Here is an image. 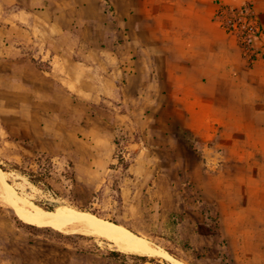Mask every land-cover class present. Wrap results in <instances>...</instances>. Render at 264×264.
I'll return each instance as SVG.
<instances>
[{
    "label": "crops",
    "instance_id": "crops-1",
    "mask_svg": "<svg viewBox=\"0 0 264 264\" xmlns=\"http://www.w3.org/2000/svg\"><path fill=\"white\" fill-rule=\"evenodd\" d=\"M246 4L264 30V0H0V95L39 150L74 161L77 190L107 181L133 126L182 149L196 174L202 158L234 162L214 184L236 223L226 236L263 240L264 58L249 63L215 21Z\"/></svg>",
    "mask_w": 264,
    "mask_h": 264
},
{
    "label": "rangeland",
    "instance_id": "rangeland-1",
    "mask_svg": "<svg viewBox=\"0 0 264 264\" xmlns=\"http://www.w3.org/2000/svg\"><path fill=\"white\" fill-rule=\"evenodd\" d=\"M1 98L7 100L0 106L1 178L21 200L47 211L74 208L124 226L182 264H261L264 248L259 254V243L264 239L226 236L236 223L225 221V198L214 184L223 178L226 166L235 170L234 162L202 158L201 173L196 174L182 149L168 141L161 146L156 136L148 139L133 126L119 139L117 162L110 166L114 172L107 181L95 192L77 190L74 161L56 147L39 150L37 129L23 125L11 96ZM43 153L51 158V188L33 184L13 168L15 163L25 167ZM203 179L211 187L203 189ZM0 192V264H176L159 255L147 256L152 259L147 263L137 258L140 255L125 253L115 259L109 253L118 250L108 240L51 227H23L18 220L26 222L4 201L8 190L1 184Z\"/></svg>",
    "mask_w": 264,
    "mask_h": 264
},
{
    "label": "bare ground",
    "instance_id": "bare-ground-1",
    "mask_svg": "<svg viewBox=\"0 0 264 264\" xmlns=\"http://www.w3.org/2000/svg\"><path fill=\"white\" fill-rule=\"evenodd\" d=\"M3 174L0 169V184L8 190L7 196L3 199L14 207L17 214L26 223L36 227H51L68 234L79 233L102 238L110 241L118 251L125 254L140 256L159 255L176 264H182L168 253L158 250L157 247L155 248L147 239L135 234L124 226L103 220L91 213L79 211L74 208L59 206L54 211H47L21 200L10 187L5 185L4 179L1 178Z\"/></svg>",
    "mask_w": 264,
    "mask_h": 264
},
{
    "label": "built area",
    "instance_id": "built-area-1",
    "mask_svg": "<svg viewBox=\"0 0 264 264\" xmlns=\"http://www.w3.org/2000/svg\"><path fill=\"white\" fill-rule=\"evenodd\" d=\"M215 21L237 39L249 63L264 58V30L252 4L240 8L221 7Z\"/></svg>",
    "mask_w": 264,
    "mask_h": 264
},
{
    "label": "trees",
    "instance_id": "trees-1",
    "mask_svg": "<svg viewBox=\"0 0 264 264\" xmlns=\"http://www.w3.org/2000/svg\"><path fill=\"white\" fill-rule=\"evenodd\" d=\"M25 160L28 158H24ZM13 168L17 171L22 172L26 176L29 177L30 181L40 187L51 188V158L47 154L43 153L37 156L35 159L29 160L25 167L19 164H13ZM18 223L23 227L33 229L35 228L34 225H29L21 220H18ZM68 237V236H64ZM124 254L119 251H113L109 253V257L119 259ZM142 263H147L152 261V259L148 258L147 256L137 257Z\"/></svg>",
    "mask_w": 264,
    "mask_h": 264
}]
</instances>
